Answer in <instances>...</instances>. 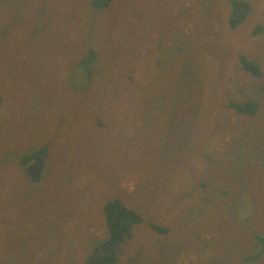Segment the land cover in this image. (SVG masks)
<instances>
[{"label": "rangeland", "instance_id": "1", "mask_svg": "<svg viewBox=\"0 0 264 264\" xmlns=\"http://www.w3.org/2000/svg\"><path fill=\"white\" fill-rule=\"evenodd\" d=\"M10 1L0 0V264H83L106 237L109 198L143 217L117 264L249 255L251 233H264V0H242L250 12L233 28L230 0H111L93 16L90 0H47L46 15L36 0ZM90 48L91 77L78 65ZM247 100L253 114L230 107ZM39 148L35 179L29 163H3Z\"/></svg>", "mask_w": 264, "mask_h": 264}, {"label": "trees", "instance_id": "2", "mask_svg": "<svg viewBox=\"0 0 264 264\" xmlns=\"http://www.w3.org/2000/svg\"><path fill=\"white\" fill-rule=\"evenodd\" d=\"M6 2H11L10 0H4ZM51 2L47 0H36L37 8L41 15H46V6L50 5ZM64 4V3H62ZM111 4V0H90L89 1V14L93 16L94 9H101L108 7ZM231 13L229 16V25L230 27H236L241 23L250 12V5L242 0H230ZM20 7V6H19ZM75 13L71 12L68 14L70 20L74 18ZM68 21V22H69ZM36 29L46 33L49 36L50 40L56 38V33H53L52 27L42 26L38 23ZM83 32H86L85 30ZM97 59L96 52L91 48L85 52V55L82 57L79 62V67L82 65L84 67L87 76L91 77L93 74L91 69V64ZM240 64L243 69L251 73L253 76H260L262 72L260 71L259 65L244 56H240ZM264 91V86L262 87ZM180 95V94H179ZM164 97V95L162 96ZM161 101L158 100V103ZM230 107L236 110L240 114H253L257 111L258 102L256 100H247L243 103L231 102ZM191 134L195 133V130L192 126L188 131ZM181 141V140H180ZM8 143V142H7ZM185 143V142H184ZM187 144V143H185ZM10 146V144H9ZM239 143L231 146L230 152L236 151L239 147ZM11 147V146H10ZM10 151H14L11 147ZM46 149H32L29 151H23L20 154H14L13 157L10 155V152H6L3 156V163L13 161L20 168H25V166L31 161H34L35 158H40L41 161L44 158ZM210 159V158H209ZM236 165L233 160L231 161ZM214 166L210 165L209 169H213ZM45 177L47 178L48 170L44 172ZM26 175V173H25ZM27 176V175H26ZM240 178L241 171H236V168H232L231 178ZM243 186L240 190V195L243 196L245 193ZM255 209H258L257 207ZM102 211L105 220V229L106 237L98 241L94 247L93 251L88 255L83 264H117L118 263V248L120 245L125 244L132 235V229L136 225L140 224L143 220L142 215L137 211L127 207L120 199L118 198H109L107 199L103 206ZM236 220V219H235ZM157 230L163 232L166 231V228L155 227ZM250 243L253 245V249L249 252V255H246L241 259V254L237 253L234 256L231 255L230 249L228 250L229 258L228 262L222 261L223 259L217 261L216 264H264V233L252 232L249 238ZM233 246V243L230 244V248ZM219 259V258H215Z\"/></svg>", "mask_w": 264, "mask_h": 264}, {"label": "water", "instance_id": "3", "mask_svg": "<svg viewBox=\"0 0 264 264\" xmlns=\"http://www.w3.org/2000/svg\"><path fill=\"white\" fill-rule=\"evenodd\" d=\"M40 165L41 159L37 157L26 167V171L31 175L32 178L35 179L38 177Z\"/></svg>", "mask_w": 264, "mask_h": 264}]
</instances>
